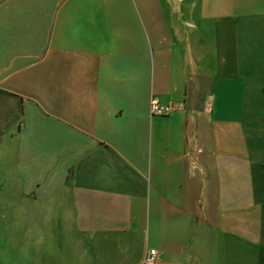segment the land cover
<instances>
[{
  "label": "crops",
  "instance_id": "obj_1",
  "mask_svg": "<svg viewBox=\"0 0 264 264\" xmlns=\"http://www.w3.org/2000/svg\"><path fill=\"white\" fill-rule=\"evenodd\" d=\"M2 229L64 264H264V0H0Z\"/></svg>",
  "mask_w": 264,
  "mask_h": 264
},
{
  "label": "rangeland",
  "instance_id": "obj_2",
  "mask_svg": "<svg viewBox=\"0 0 264 264\" xmlns=\"http://www.w3.org/2000/svg\"><path fill=\"white\" fill-rule=\"evenodd\" d=\"M2 232V234H1ZM4 229L0 230V264H64L59 254L64 251L59 245H5ZM20 235L19 229H13V237Z\"/></svg>",
  "mask_w": 264,
  "mask_h": 264
},
{
  "label": "built area",
  "instance_id": "obj_3",
  "mask_svg": "<svg viewBox=\"0 0 264 264\" xmlns=\"http://www.w3.org/2000/svg\"><path fill=\"white\" fill-rule=\"evenodd\" d=\"M150 113L152 116H168L176 110L173 103H164L160 98L153 95L150 98ZM143 264H168L160 258L158 251L155 248L148 249Z\"/></svg>",
  "mask_w": 264,
  "mask_h": 264
}]
</instances>
